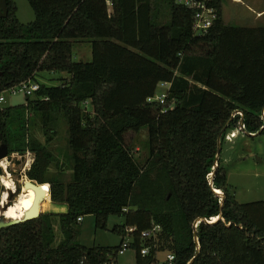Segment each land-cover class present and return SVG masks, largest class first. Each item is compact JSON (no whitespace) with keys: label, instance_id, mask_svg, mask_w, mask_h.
I'll list each match as a JSON object with an SVG mask.
<instances>
[{"label":"trees","instance_id":"1","mask_svg":"<svg viewBox=\"0 0 264 264\" xmlns=\"http://www.w3.org/2000/svg\"><path fill=\"white\" fill-rule=\"evenodd\" d=\"M28 1L33 23L19 21L13 0L0 19V93L44 72L68 79L37 82L26 104H0V144L10 156L34 154L27 177L50 186L42 206L51 200L56 210L0 229V264H113L128 236L136 264H159L160 253L173 264H264V201L239 203L217 160L224 130L222 145L229 131L264 133V26L227 25L223 0H213L218 18L203 36L176 0ZM79 41L91 43V62H74ZM162 83L171 84L164 104L155 101ZM56 111L68 124L69 182L49 179L63 162L30 129L36 114L53 134ZM143 130L149 157L140 164L132 148ZM88 215L103 230L111 216L124 218L113 229L121 244L81 245L78 219Z\"/></svg>","mask_w":264,"mask_h":264},{"label":"rangeland","instance_id":"2","mask_svg":"<svg viewBox=\"0 0 264 264\" xmlns=\"http://www.w3.org/2000/svg\"><path fill=\"white\" fill-rule=\"evenodd\" d=\"M16 7V15L19 21L25 25L35 21V13L28 0H13ZM111 8V7H110ZM223 16L225 23L235 27H263L264 26V0H223ZM167 21V20H165ZM73 58L76 63H89L92 60V47L88 41H79L73 47ZM63 79H68L65 74L59 73H40L37 82L47 86H58ZM167 88L161 85L157 92V97L161 96ZM27 96L23 93L12 95L5 93V102L2 107L10 108L26 104ZM88 107L90 105L88 104ZM91 108V107H90ZM32 113V112H30ZM32 120H37L36 125L30 123L31 134L35 140H38L42 146H45L58 162H63V172L56 163L53 164L49 174V179L53 180L62 177L65 182L71 180V165L68 162L69 152V134L66 118L61 111L53 113L50 128L53 134L45 135L39 117L36 114L30 115ZM239 131L238 137L230 142L225 137L222 145L221 160L222 165L227 172L228 184L233 189L236 200L241 203H251L264 201V133L251 136L246 132ZM53 135L52 141L48 139ZM49 142V143H48ZM147 130H143L136 138L132 148L135 159L144 164L148 157ZM34 163V154L31 152L25 155L12 154L0 162V168L3 173L0 182L4 178H10L17 187L23 186V181L29 180L27 173ZM12 176V177H11ZM4 188V194L6 189ZM13 196L12 202L17 200ZM1 201V200H0ZM56 210L51 200L42 206V214H50ZM54 230L59 243L62 240V234L57 217L53 218ZM125 225L124 218L111 216L107 222L106 229L96 227V219L93 215L83 218L79 224L80 236L78 241L87 248L104 247L112 248L121 244L123 236L113 231L116 226ZM129 243L133 238H125ZM167 254L160 253L157 256L159 264L166 262ZM115 264H136V252L134 249H128L123 255L118 254Z\"/></svg>","mask_w":264,"mask_h":264},{"label":"built area","instance_id":"3","mask_svg":"<svg viewBox=\"0 0 264 264\" xmlns=\"http://www.w3.org/2000/svg\"><path fill=\"white\" fill-rule=\"evenodd\" d=\"M176 2L186 7L188 10L194 13V34L196 36L205 35L210 28L214 25L215 21L218 18L216 9L212 6L213 0H176ZM161 87L167 88V90L161 95L156 96L155 101L164 104L167 98L168 90L171 87L170 83H162ZM40 90V84L33 81H28L21 83L20 85L14 86L2 93H0V104L5 102V93H10L12 95H17L19 93H23L26 96H32L35 92ZM244 129V126L242 127ZM79 222L83 221V218L78 219ZM135 228L126 229L127 235H131L135 232ZM161 231L159 226L152 228L151 230L144 231L141 233V238L143 241L150 240L152 238H156L157 234ZM130 249V243L125 241L122 243V246L119 250V255H123L126 250ZM150 252L149 248H143L141 254L143 256L148 255ZM175 260V256L173 254H169L167 256V264H173ZM115 264V263H113Z\"/></svg>","mask_w":264,"mask_h":264},{"label":"water","instance_id":"4","mask_svg":"<svg viewBox=\"0 0 264 264\" xmlns=\"http://www.w3.org/2000/svg\"><path fill=\"white\" fill-rule=\"evenodd\" d=\"M7 16H8L7 0H0V19L6 18ZM224 132H225V130L221 133V135L219 137V149H218V154H217V160L220 158L221 153H222L221 138H222ZM259 134H261V132L256 134V135H253V134H250V135L251 136H257ZM8 156H9V148L7 145H3L0 148V161L6 159ZM217 168H218V161L216 162V169ZM214 174H215V172H214ZM46 186H48L47 190H46ZM23 189H26L27 191L33 190L35 192V200H34V204H33L32 208H30V210L25 213V216H24L23 220H21V221H9V222H4V220L0 221V229L10 227V226L18 224V223L37 220L41 216V214H42L41 213V205L45 201L47 194H50V186L48 184L40 185L36 181H32V180L25 181L22 187L16 186V190L14 192H8L10 203L7 204L6 207L1 208V210H3V212H6L9 209V207L11 206V204H13V202H12L13 196H17L19 198ZM216 193L221 194L223 201H224V199H225L224 194H222L221 192H217V191H216ZM221 218H222V216H220V218L217 219L216 221H213V223H216ZM198 222L196 223V226L198 225ZM196 241L199 244L197 237H196ZM194 261H195V259H193L189 264H193Z\"/></svg>","mask_w":264,"mask_h":264},{"label":"bare ground","instance_id":"5","mask_svg":"<svg viewBox=\"0 0 264 264\" xmlns=\"http://www.w3.org/2000/svg\"><path fill=\"white\" fill-rule=\"evenodd\" d=\"M2 182V185H4L7 192L4 194L2 203L0 204V221L4 220V222H9L23 220L25 213L28 212L34 204L35 192L33 190L27 191L26 189H23L19 198H17V200L13 204H11V206L6 212H3L1 208L6 207V205L10 203L8 192H14L16 190V185L10 178H4ZM24 182L25 181H23V184ZM47 189L48 186H46V190ZM49 195L50 194H47L46 198Z\"/></svg>","mask_w":264,"mask_h":264},{"label":"crops","instance_id":"6","mask_svg":"<svg viewBox=\"0 0 264 264\" xmlns=\"http://www.w3.org/2000/svg\"><path fill=\"white\" fill-rule=\"evenodd\" d=\"M243 132V131H242ZM239 135V131L238 130H235V131H229L227 132V135H226V138H227V141H231L233 140L234 138L238 137ZM250 135V134H248ZM254 135V134H253ZM253 137V136H252Z\"/></svg>","mask_w":264,"mask_h":264},{"label":"flooded vegetation","instance_id":"7","mask_svg":"<svg viewBox=\"0 0 264 264\" xmlns=\"http://www.w3.org/2000/svg\"><path fill=\"white\" fill-rule=\"evenodd\" d=\"M3 146V144H0V148ZM1 162V161H0ZM1 169V168H0ZM2 170V169H1ZM2 173H3V171H2ZM2 173L0 174V177L2 176ZM2 184H3V182H2ZM1 184V182H0V188H1V193H0V204L2 203V200H3V196H4V188H3V186L4 185H2ZM7 192V191H6Z\"/></svg>","mask_w":264,"mask_h":264}]
</instances>
